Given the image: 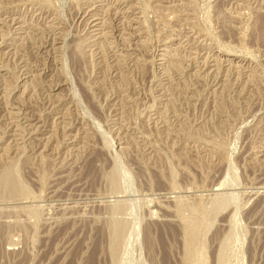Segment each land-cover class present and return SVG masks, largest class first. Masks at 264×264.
Masks as SVG:
<instances>
[{
  "label": "rangeland",
  "instance_id": "374dc122",
  "mask_svg": "<svg viewBox=\"0 0 264 264\" xmlns=\"http://www.w3.org/2000/svg\"><path fill=\"white\" fill-rule=\"evenodd\" d=\"M0 264H264V0H0Z\"/></svg>",
  "mask_w": 264,
  "mask_h": 264
},
{
  "label": "bare ground",
  "instance_id": "6f19581e",
  "mask_svg": "<svg viewBox=\"0 0 264 264\" xmlns=\"http://www.w3.org/2000/svg\"><path fill=\"white\" fill-rule=\"evenodd\" d=\"M210 71V70H209Z\"/></svg>",
  "mask_w": 264,
  "mask_h": 264
}]
</instances>
